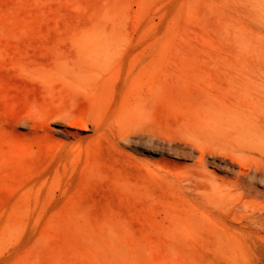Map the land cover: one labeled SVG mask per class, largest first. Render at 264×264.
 <instances>
[{
	"label": "rangeland",
	"instance_id": "rangeland-1",
	"mask_svg": "<svg viewBox=\"0 0 264 264\" xmlns=\"http://www.w3.org/2000/svg\"><path fill=\"white\" fill-rule=\"evenodd\" d=\"M0 264H264V0H0Z\"/></svg>",
	"mask_w": 264,
	"mask_h": 264
},
{
	"label": "bare ground",
	"instance_id": "bare-ground-1",
	"mask_svg": "<svg viewBox=\"0 0 264 264\" xmlns=\"http://www.w3.org/2000/svg\"><path fill=\"white\" fill-rule=\"evenodd\" d=\"M72 122V121H71ZM71 127V125H70ZM74 127V126H73ZM129 140V139H128ZM257 176V174H255L253 177H251L253 180L255 179V177ZM250 186H253V183L250 184Z\"/></svg>",
	"mask_w": 264,
	"mask_h": 264
}]
</instances>
